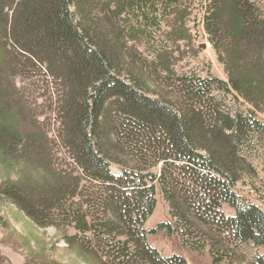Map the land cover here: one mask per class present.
Listing matches in <instances>:
<instances>
[{
  "label": "trees",
  "instance_id": "16d2710c",
  "mask_svg": "<svg viewBox=\"0 0 264 264\" xmlns=\"http://www.w3.org/2000/svg\"><path fill=\"white\" fill-rule=\"evenodd\" d=\"M188 2L0 0V204L86 264H187L157 233L212 264H264V0H199L226 80L177 71L196 54ZM43 87L53 134L27 97ZM156 187L170 221L147 230Z\"/></svg>",
  "mask_w": 264,
  "mask_h": 264
},
{
  "label": "rangeland",
  "instance_id": "374dc122",
  "mask_svg": "<svg viewBox=\"0 0 264 264\" xmlns=\"http://www.w3.org/2000/svg\"><path fill=\"white\" fill-rule=\"evenodd\" d=\"M185 2L187 3L188 0H185ZM188 4L192 11L187 26L191 30L192 44L196 48V54L194 56L192 53L185 54L178 64L177 71L192 70L201 77L215 76L226 80L223 67L217 62L215 52L202 29L199 0H190ZM43 81V77L40 80H35L36 86L44 84ZM45 92L46 88L41 89L35 96L28 94L27 97L33 104L32 108L35 114L42 115L39 116L38 121L42 122L43 127L53 134L57 124L53 120V107L50 105L49 99L46 100L40 96ZM257 116L261 122H264V112L259 113ZM257 169L260 180L264 182V173L260 171L259 167ZM112 170L117 172L115 169ZM5 176L6 173L0 167V182ZM239 187L242 186L239 184ZM240 189H242L243 195L252 200L255 199L251 194L248 195L246 186ZM155 198V209L145 223V229L147 230L154 228L159 222L170 221L167 204L159 194L158 187L155 190ZM257 203L264 207V201ZM224 211L227 214H233L228 206H224ZM0 217L5 218L11 227V235L2 236L0 232V264H24V261L30 259V255L33 254L44 258L47 262L86 264L76 252L66 250L65 244L60 241L53 228H38L12 205L0 204ZM147 241L164 256H180L187 264H212L207 251L198 253L182 246L180 238L176 234L170 236L162 233L148 234ZM258 252L264 255V247L259 248Z\"/></svg>",
  "mask_w": 264,
  "mask_h": 264
}]
</instances>
